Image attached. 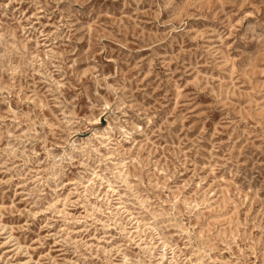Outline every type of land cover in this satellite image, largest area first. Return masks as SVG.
Returning a JSON list of instances; mask_svg holds the SVG:
<instances>
[{
  "label": "rangeland",
  "instance_id": "obj_1",
  "mask_svg": "<svg viewBox=\"0 0 264 264\" xmlns=\"http://www.w3.org/2000/svg\"><path fill=\"white\" fill-rule=\"evenodd\" d=\"M0 264H264V0H0Z\"/></svg>",
  "mask_w": 264,
  "mask_h": 264
}]
</instances>
